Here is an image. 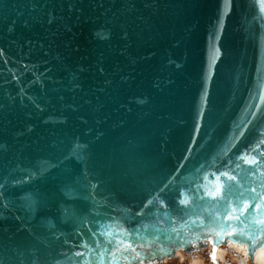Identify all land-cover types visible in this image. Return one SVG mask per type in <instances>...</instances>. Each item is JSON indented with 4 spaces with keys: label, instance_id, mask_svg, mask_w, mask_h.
<instances>
[{
    "label": "water",
    "instance_id": "1",
    "mask_svg": "<svg viewBox=\"0 0 264 264\" xmlns=\"http://www.w3.org/2000/svg\"><path fill=\"white\" fill-rule=\"evenodd\" d=\"M262 222L264 0H0V264L252 261Z\"/></svg>",
    "mask_w": 264,
    "mask_h": 264
},
{
    "label": "rangeland",
    "instance_id": "2",
    "mask_svg": "<svg viewBox=\"0 0 264 264\" xmlns=\"http://www.w3.org/2000/svg\"><path fill=\"white\" fill-rule=\"evenodd\" d=\"M219 250L216 252L215 260H213V258L211 257L210 251L204 250L199 255L193 257L192 260H189V258H180L179 260L164 264H193L194 262L195 263L197 262L196 264H199V262L200 264H239L240 263L239 258L240 256H242V254H240L239 252H236V255L234 256L233 254L224 251L225 249L223 247L220 248ZM245 264H254V263H250L248 260H246Z\"/></svg>",
    "mask_w": 264,
    "mask_h": 264
},
{
    "label": "snow or ice",
    "instance_id": "3",
    "mask_svg": "<svg viewBox=\"0 0 264 264\" xmlns=\"http://www.w3.org/2000/svg\"><path fill=\"white\" fill-rule=\"evenodd\" d=\"M262 223H264V222H262ZM203 227H204V225L201 224V228H203ZM227 235H228L229 239H232L233 242H236V243H250V239H252L250 237L245 236L242 231L237 232L235 229H231V226H230V230L228 231ZM262 236H264V234H262ZM177 238L180 241L179 246H182V247L187 246V244L191 242V241L184 240L182 237H179V234H177ZM221 239H223V236L218 235L216 240L214 241V246H215V244L219 243ZM157 240H159V237L157 238ZM253 247H254V245H253ZM125 250H127V249H125ZM161 251L163 252L164 250L161 249ZM164 254H168V253L165 252ZM212 258H213V260H215L214 252H213Z\"/></svg>",
    "mask_w": 264,
    "mask_h": 264
},
{
    "label": "bare ground",
    "instance_id": "4",
    "mask_svg": "<svg viewBox=\"0 0 264 264\" xmlns=\"http://www.w3.org/2000/svg\"><path fill=\"white\" fill-rule=\"evenodd\" d=\"M233 248L234 250L232 251L234 254V256L236 255V252H239L240 254H242V256H240V258H239V264H245V261L246 260H248L250 263H254V264H264V247H262V248H260V249H258V250H256L255 252H254V255H253V259H252V261H250L249 259H248V257H247V255H246V253H245V249L243 248V247H234V246H230L229 248ZM220 248H222V247H220ZM219 248V249H220ZM225 250L224 251H228L229 250V248H225V247H223ZM218 249V250H219ZM217 250V251H218ZM220 251V250H219ZM223 252V251H222ZM221 252V253H222ZM195 256H197V255H195ZM194 256V257H195ZM216 256V255H215ZM238 256V255H237ZM180 258H185V257H183V256H181V257H179V259ZM221 258V257H220ZM178 259V260H179ZM193 259V257L192 258H189V260H192ZM197 263V262H196ZM195 262L193 263V264H196ZM199 264H200V262H199Z\"/></svg>",
    "mask_w": 264,
    "mask_h": 264
}]
</instances>
